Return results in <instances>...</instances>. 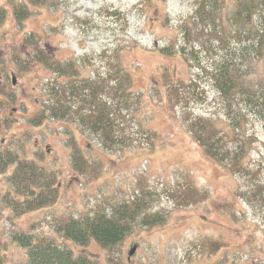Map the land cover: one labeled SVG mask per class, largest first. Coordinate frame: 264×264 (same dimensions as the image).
<instances>
[{"label":"rangeland","instance_id":"obj_1","mask_svg":"<svg viewBox=\"0 0 264 264\" xmlns=\"http://www.w3.org/2000/svg\"><path fill=\"white\" fill-rule=\"evenodd\" d=\"M203 1L216 11L214 21L193 20L195 0H0V149L46 169L57 190L52 206L11 218L5 203L11 170L0 174L3 264L26 263L13 234L44 236L94 264H264V122L240 95L219 96L209 75L239 48L236 0ZM22 9L26 19L15 15ZM40 53L63 67L73 63L76 81L99 80L104 100L111 96L108 77L130 72L132 107L118 115L112 150L77 114L35 123L50 90L70 80L38 61ZM239 76L259 95L264 58L249 61ZM199 122L220 142L225 160L205 156L196 140ZM76 152L85 161L82 172L73 165ZM138 200L165 223H134L108 250L95 242L74 245L56 232L63 221ZM215 242L219 249L211 254Z\"/></svg>","mask_w":264,"mask_h":264},{"label":"trees","instance_id":"obj_2","mask_svg":"<svg viewBox=\"0 0 264 264\" xmlns=\"http://www.w3.org/2000/svg\"><path fill=\"white\" fill-rule=\"evenodd\" d=\"M217 1L213 6L216 9ZM193 20L206 22L213 20L216 11L210 9L203 0L194 2ZM234 38L240 41L238 49L229 54V60L218 63L211 75L213 85L219 96L227 100L235 99L240 95L251 112L257 113L264 122V90L257 94L255 89L248 88L240 82V70L251 60L261 62L264 58V0H236ZM16 17L26 19L24 9L15 13ZM5 16V10L0 8V22ZM207 26V24H206ZM37 58L55 73L68 76V84L62 88L50 90L52 99L49 105L44 107L43 112L37 116L35 123L50 117L53 120H65L78 115V122L81 123L90 134L96 135L101 145L112 150L119 142L116 131V123L120 117L121 110H128L131 104V89L133 78L128 70L122 72L117 77H108V88L111 94L110 99L104 100L102 94L105 92L104 85L89 79L87 81H76L78 70L73 63L61 66L58 62H53L48 57ZM102 79V78H100ZM108 80V81H109ZM108 84V82H107ZM171 87V86H170ZM174 87L169 93L172 94ZM237 94V95H236ZM123 108V109H122ZM76 110V111H74ZM200 124V122L198 123ZM2 122L0 120V128ZM203 131L197 135V142L202 147L205 156L215 161L225 160V150L221 149L219 141H213V132H206V126L199 125ZM209 128V127H208ZM210 129V128H209ZM209 135V136H208ZM73 165L76 170L82 172L85 161L77 152L72 156ZM234 166L238 165L237 155L233 157ZM11 170L7 177V190L5 203L7 210L12 214L11 218H20L23 215L36 212L48 206H52L57 198L55 190V179L46 169L38 167L34 161L19 159L11 150L0 149V174L5 175ZM194 192H189V196L194 198ZM144 203L138 200L131 205H121L112 210L110 214L97 211L92 216H84L80 219H69L57 225L56 232L61 234L66 241L86 247L91 242L99 244L103 249L118 246L132 232L134 223H139L145 228L161 226L166 218L162 214H148L143 208ZM12 242L26 254L25 264H94L87 256L74 255L70 249L62 248L60 245L51 242L46 237H33L27 234H13ZM214 248L211 254L218 251V244H212ZM131 250V249H130ZM129 250V251H130ZM0 264L3 258L0 256Z\"/></svg>","mask_w":264,"mask_h":264},{"label":"water","instance_id":"obj_3","mask_svg":"<svg viewBox=\"0 0 264 264\" xmlns=\"http://www.w3.org/2000/svg\"><path fill=\"white\" fill-rule=\"evenodd\" d=\"M11 79H12L11 82H12V84L14 85V84H15V83H14V80H15L14 76H13ZM134 253H135V249L132 248V249L130 250V252H129V258H130Z\"/></svg>","mask_w":264,"mask_h":264}]
</instances>
